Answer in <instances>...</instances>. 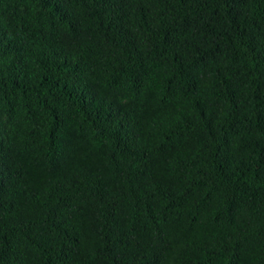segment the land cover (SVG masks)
<instances>
[{
  "label": "trees",
  "instance_id": "obj_1",
  "mask_svg": "<svg viewBox=\"0 0 264 264\" xmlns=\"http://www.w3.org/2000/svg\"><path fill=\"white\" fill-rule=\"evenodd\" d=\"M0 264H264V0H0Z\"/></svg>",
  "mask_w": 264,
  "mask_h": 264
}]
</instances>
